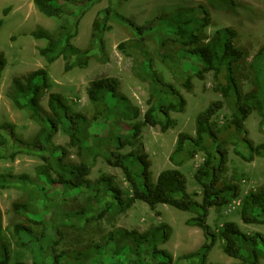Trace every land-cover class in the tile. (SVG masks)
Wrapping results in <instances>:
<instances>
[{
    "label": "trees",
    "instance_id": "obj_1",
    "mask_svg": "<svg viewBox=\"0 0 264 264\" xmlns=\"http://www.w3.org/2000/svg\"><path fill=\"white\" fill-rule=\"evenodd\" d=\"M96 1L100 0H32L35 9L41 15L60 23L55 37L44 29H38L31 34L35 40L45 42V46L38 48V54L47 64L63 59L65 71L73 68L74 60L76 62L83 52L72 44V40L78 33L79 22L87 7H91ZM209 17L207 9L198 6L192 13L178 10L173 16L163 15L143 25H137L109 6L98 11L92 23L91 43L101 56L104 53L103 35L109 29V23L129 27L137 35L130 46L121 43L117 49L124 55L128 53L127 55H135L136 59L138 58L134 67L135 74L148 81L151 87L148 107L143 114V125L158 127L162 133L175 126L170 113H182L186 100L174 86L165 83L154 70L153 58L144 49L147 37L153 36L159 43L165 39L162 45H166L171 36L178 38L176 41L180 42L182 47L178 60L185 76L181 85L187 91L192 89L190 74L203 80L205 73H213L216 81L215 91L221 95L222 100L211 102L196 115L193 135L178 134L174 150L168 158L173 167L161 171L155 181L149 177V164L145 156L122 152L125 147L131 145V140L139 136L140 124L121 125L123 131L119 134L112 131L113 127L114 129L118 127L119 117L130 120L139 116L138 110L130 106L119 93L117 79L102 77L88 84L86 95L93 108L90 119L81 112L74 111L58 94L48 95L46 111L40 107L39 100L50 88L45 70L30 73L24 83L17 78L12 80L9 95L12 105L26 113L38 126V130L34 137L27 140L15 133L13 125L0 124V160L14 161L19 155H35L39 158L40 164L35 167L32 177L26 174L15 175L11 171L0 172V190L23 188L29 192L30 197L24 204H13L12 208L30 221L31 225L40 227L34 230L32 226L17 224L13 228L15 242L31 255V264L64 263L62 261L64 254L57 252L62 233L54 226L56 217H53V212L42 220L35 219L42 216L46 202L53 201L54 191L58 192L61 189L62 193H66L73 190H89L91 184L87 177L98 157H101L109 167L122 172L129 195L123 200L121 192L114 188L111 179L101 177L96 181L93 198L86 209L71 215H86L90 212L88 209H92L95 203H101L107 193L112 200L117 201L122 211L130 209L135 202L145 204L152 211L157 205H167L180 211L194 213V217L188 219L186 225L199 228L206 239L199 250L181 256L179 258L181 264H207L206 254L216 239L222 241L223 253L238 260V264H257L259 260H264V236L261 233L246 234L237 223L225 222L215 234L207 224L210 209L227 207L239 199L238 215L242 224L264 225V183L257 190L241 195L238 184L223 180L228 156L226 146L229 143L237 146L240 144L243 147V151L234 148V154L247 163L256 157L264 158V141L254 145L251 140L244 137L246 135L244 123L254 110L259 113L264 123V93L255 91L244 94L240 89L236 73L239 65L245 62L247 57L243 50L236 48L232 43L236 36L234 30L219 29L207 42L201 40L198 32H193L192 28L195 26L201 29L207 26ZM2 23L0 19V28ZM162 45L160 44L158 49ZM159 58L163 62L166 61L165 56ZM259 58L264 62V47L255 58V63ZM2 64L0 61V67ZM225 105L231 111V118L217 127L212 119ZM91 124L99 127V134L89 131ZM59 131L67 136L69 145L76 150L77 161L70 158L66 148L53 143V136ZM104 132L110 147L113 146L112 150L105 148L101 141ZM198 153H202L204 158L196 168L193 178L201 189V201H197L196 194L187 191V180L179 170ZM113 206V202H108V209ZM101 210L98 211V218L105 215L106 209ZM120 236L125 237L119 240L120 246L116 236H111L110 241L115 242L114 244L111 242L113 253L121 254L127 247V254L125 262L117 260L113 264H141V253L138 251L140 246L144 254H147L145 249L148 252L151 250L149 253L154 259L160 260V264H173L169 254L155 249L157 244L168 239L167 225L152 228L143 234H126L120 231ZM130 238L133 242L130 241V245L127 246V240ZM99 250L101 248L96 247L91 257L79 253L68 260L81 264H96L100 261L96 258ZM92 258L94 262L90 263L89 260ZM198 258L199 262H194ZM8 262L7 250L0 244V264ZM14 264L24 263L16 261Z\"/></svg>",
    "mask_w": 264,
    "mask_h": 264
},
{
    "label": "rangeland",
    "instance_id": "obj_2",
    "mask_svg": "<svg viewBox=\"0 0 264 264\" xmlns=\"http://www.w3.org/2000/svg\"><path fill=\"white\" fill-rule=\"evenodd\" d=\"M80 1V0H76ZM112 7L121 15L129 18L137 25H143L147 21L159 16H173L178 10L192 13L198 6H204L209 12L208 25L204 28L193 27V32H198L201 40L209 41L214 33L222 28H230L235 31L236 36L232 40L233 45L246 54V60L239 65L236 73L237 81L242 93L262 92L264 93V62L261 58L255 63V58L264 47V0H100L91 7H87L83 18L79 22L78 33L72 40V44L83 53L74 60L73 68L65 71V61L58 59L52 64H47L38 54V48L45 46L43 40H35L31 34L38 29L48 31L54 37L57 35L60 23L53 18L41 15L34 7L32 0H0V19L3 21L0 28V124L9 123L13 125L15 133L23 139H31L38 130V126L31 121L27 114L16 109L9 98L12 89V80L19 79L25 82L26 77L37 70H45L48 76L50 88L39 100L40 107L47 110V97L49 94L60 95L68 106L74 111L81 112L88 119L93 114V108L86 95L88 84L98 78L112 77L119 83V93L125 97L133 108L138 110L136 119H122L119 117L118 127L112 131L119 134L123 129L121 125L133 126L140 124V133L131 145L125 147L122 152H132L135 155L145 156L149 164L148 173L152 181L157 175L173 166L168 158L173 152L176 138L179 133L194 134L195 117L203 111L211 102L222 100L221 95L215 91L216 81L212 72L204 74V79L199 80L190 74L192 89L187 91L182 88L185 76L179 65L178 55L182 49L177 37L171 36L166 45H162L156 39L147 37L144 49L153 58V67L162 80L174 86V88L186 100V106L182 113H170L175 126L162 133L158 127L143 125V114L148 105L151 95V87L148 81L139 78L134 71L136 66L135 55H124L117 49L121 43L131 45L137 35L129 27L109 23V29L104 32V53H97L91 43V28L98 11ZM162 45L158 49L159 45ZM129 48V47H128ZM130 49V48H129ZM134 51V50H133ZM128 51L129 53H134ZM159 56H165L163 62ZM73 61V59H72ZM82 63V65H79ZM192 75V76H191ZM231 118V111L225 105L212 119L215 126L220 127ZM245 138L252 141L254 145L264 141V123L259 113L254 110L244 123ZM89 131L100 133L96 124H91ZM131 132H128V134ZM53 143L67 149L70 158L77 161L76 150L69 145V140L62 132L53 136ZM102 143L105 148L110 147L107 135L102 134ZM234 148L243 151L238 144L229 143L226 170L223 174L225 182H233L240 186L241 195L257 190L264 183V158L256 157L250 163L241 160L234 154ZM245 153V152H244ZM203 154L198 153L196 157L188 161L179 170L187 180V191L196 194L197 201H201V189L194 181L193 175L196 168L203 161ZM40 164L39 158L33 155H19L14 161H1L0 172L11 171L15 175H34L35 167ZM101 177H109L115 189L121 192L124 200L128 193V185L123 179L119 169L109 167L101 157L96 158L92 165L88 180L89 190H73L62 193L54 191L52 202H46L42 216L36 217V221L47 217L53 212L56 217L55 227L62 233V240L57 252L64 254L63 264H81L68 258L84 253L91 257L96 247H100L96 258L100 259L96 264H113L115 261H124L127 247L120 253H113L114 241L111 236L119 240L120 231L126 234H143L152 228L161 225L168 226V239L156 245L157 250L169 254L173 264H181L179 258L187 253L199 250L206 239L203 232L197 227L186 225V221L194 217V213H188L169 207L157 205L155 210H150L145 204L135 202L130 209L122 211L116 200H112L107 193L101 203H95L90 212L84 216H73L76 211L86 209L95 192L96 181ZM30 195L23 188H10L0 190V244L6 248L9 262L16 261L31 264L32 257L25 250L17 246L14 239V226H32L34 230L40 228L31 225L13 210V204H24ZM108 202H113L112 208H107ZM239 199L227 207L221 209H210L207 224L217 234V230L225 222H235L241 231L246 234L261 233L264 236V225H244L240 221ZM106 209L105 215L98 218V211ZM101 210V211H102ZM92 211V213H91ZM93 214V216H92ZM58 216V217H57ZM51 223V222H50ZM47 227V226H46ZM127 240V246L130 245ZM111 242L113 243L111 245ZM126 242V239H125ZM209 243V241H207ZM123 248V247H122ZM141 253V264H160V260L154 259L147 249L142 252V246L138 247ZM97 259V260H98ZM89 262H94L93 258ZM125 262V261H124ZM198 263L199 258L194 260ZM207 264H238L239 261L226 256L222 251V241L216 239L212 248L206 254ZM257 264H264L259 260Z\"/></svg>",
    "mask_w": 264,
    "mask_h": 264
}]
</instances>
